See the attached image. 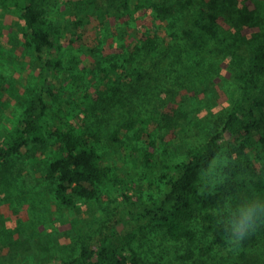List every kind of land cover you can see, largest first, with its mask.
Here are the masks:
<instances>
[{
	"label": "rangeland",
	"instance_id": "rangeland-1",
	"mask_svg": "<svg viewBox=\"0 0 264 264\" xmlns=\"http://www.w3.org/2000/svg\"><path fill=\"white\" fill-rule=\"evenodd\" d=\"M164 1L175 8V15L164 22L151 9L143 8L129 16H94L80 25L77 0H38L61 36L53 53L63 68L54 72L50 87L44 88L49 105L42 119L44 141L30 143L0 164V264L72 260L83 245H97L109 226L120 227L123 239L130 236L127 252L135 251L142 264H163V232L158 227L147 223L139 230L125 231L119 215L124 205L122 193L136 187L147 197H155L163 188L161 176L167 169L155 167L149 173L143 164L148 143L152 142L156 160L164 157L173 164L186 160L191 149L223 130L241 95L236 77L264 42V0H237L247 11L239 24L230 18L223 0ZM207 12L216 18L208 17ZM154 25L161 26L159 52L144 58L146 78L129 76L122 85V98L130 105L122 107L116 97L98 101L97 110L90 111L95 92L105 88L98 82L100 69L111 63L125 65L123 50L129 51L131 36H141ZM21 28L15 17H6L4 23L0 17L4 41L0 53V141L14 129L25 109L36 103L41 88L42 63L24 46ZM68 112L87 130L101 132L98 150L112 173L97 198L80 200L75 208L58 203L55 184L46 177L47 162L53 155L49 125L64 121ZM139 119L146 121L145 129H140ZM226 134L230 140L231 135ZM218 154L231 160L224 151ZM225 168L212 161L200 175L198 192H214L221 183L205 186L221 175L225 179ZM201 188H205L203 193ZM207 225L209 221L198 212L190 223L197 237L187 241L179 253L199 255L213 238ZM245 252L250 263L264 264V240ZM244 261L241 258V264Z\"/></svg>",
	"mask_w": 264,
	"mask_h": 264
},
{
	"label": "trees",
	"instance_id": "trees-1",
	"mask_svg": "<svg viewBox=\"0 0 264 264\" xmlns=\"http://www.w3.org/2000/svg\"><path fill=\"white\" fill-rule=\"evenodd\" d=\"M223 1L230 18L239 24L241 16L246 15L247 11L241 9L237 0ZM0 4L1 22L4 23L6 17L16 18L22 25L20 35L24 46L42 63L43 70L38 81L41 88L36 103L25 109L14 129L0 141L2 164L20 154L30 143L44 141L42 119L49 108L44 88L50 87L54 72H60L63 63L53 53L61 36L48 22L38 0H0ZM76 8L80 25L87 24L90 21L88 18L94 16H129L143 8L151 9L161 22L175 15L174 6L164 0H77ZM207 16L216 18V14L208 12ZM160 30L161 26L154 25L141 36L132 35V40L126 45L129 51L123 50L125 65L111 63L100 69L98 82L105 88L95 92L94 101L89 105L90 111L97 110L98 101L116 97H119L122 107L128 103L122 98V85L129 76L141 80L146 78L142 63L144 58L158 54L157 38ZM3 44L0 34V53ZM94 72L92 70L93 75ZM152 79L158 81L156 77ZM236 79L241 85V95L228 113L223 130L191 149L186 160L173 164L164 157L156 160L152 142L148 143L143 164L149 173L155 167L167 169L161 176L163 188L155 197H147L136 187L127 188L122 193L124 205L119 215L125 231L139 230L140 225L147 223L158 227L163 232L160 238V245L165 250L162 254L163 264H241V258L245 260L244 264H252L245 250L264 240V224H261L241 244L229 245L226 242L227 234L218 227L213 215V210L218 207L222 210L219 214L221 218L228 215V210L222 207L227 199H230L233 209L247 198L264 199V42L256 48L248 67ZM132 116H135V112ZM64 118V121L49 125L53 155L47 162L46 177L55 184L58 203L63 207L75 208L80 200L97 198L101 186L111 179L112 173L102 162L98 150L101 132L97 129L87 130L76 121L73 113H64ZM170 118L171 115L166 120ZM139 121L140 129H145L146 121ZM226 133L231 135L230 140ZM220 151H224L231 159L225 168V179L211 194H200L198 181L201 172ZM198 212L209 221L207 230L213 238L199 255H195V252L182 255L179 252L188 245L187 241L197 237L190 223ZM119 232L118 226L107 227L97 245H83L77 257L60 264H142L135 251L131 254L127 252L130 236L123 239ZM241 248L244 250L243 255Z\"/></svg>",
	"mask_w": 264,
	"mask_h": 264
},
{
	"label": "clouds",
	"instance_id": "clouds-1",
	"mask_svg": "<svg viewBox=\"0 0 264 264\" xmlns=\"http://www.w3.org/2000/svg\"><path fill=\"white\" fill-rule=\"evenodd\" d=\"M213 162L222 163L223 167H227L229 163L227 156L221 158L220 154L213 158ZM223 179L221 175L211 185H206L205 187H214L218 183H223ZM204 190L205 188H201L202 193ZM209 194H211L210 191ZM222 207L228 210L226 217L221 218L218 215L220 207L213 210V215L216 218L218 227L227 234L226 242L229 245L241 244L261 224H264V199L262 198H247L238 204L235 209H233L230 199H227Z\"/></svg>",
	"mask_w": 264,
	"mask_h": 264
},
{
	"label": "water",
	"instance_id": "water-1",
	"mask_svg": "<svg viewBox=\"0 0 264 264\" xmlns=\"http://www.w3.org/2000/svg\"><path fill=\"white\" fill-rule=\"evenodd\" d=\"M226 137L228 138V135L226 134ZM118 230H120V227H118Z\"/></svg>",
	"mask_w": 264,
	"mask_h": 264
}]
</instances>
